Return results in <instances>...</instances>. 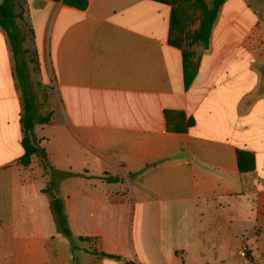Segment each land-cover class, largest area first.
I'll return each mask as SVG.
<instances>
[{"label": "crops", "instance_id": "0c3cea01", "mask_svg": "<svg viewBox=\"0 0 264 264\" xmlns=\"http://www.w3.org/2000/svg\"><path fill=\"white\" fill-rule=\"evenodd\" d=\"M15 4L22 53L25 22L36 57L35 113L50 118L34 133L54 168L76 174L59 182L58 196L74 241L90 238L70 245L65 263L81 252L99 264H124L96 251L136 264H264V13L248 0H224L208 48L192 46L198 70L186 87L182 50L169 41L168 3ZM22 111L0 27V248L10 234L6 262L51 264L48 241L63 234L42 192L49 176L40 158L19 162ZM166 111L194 125L169 131ZM238 150L254 155L253 170H239ZM116 175H132L143 196L128 203L108 194L118 189L107 181ZM22 233L36 236L22 242Z\"/></svg>", "mask_w": 264, "mask_h": 264}, {"label": "trees", "instance_id": "16d2710c", "mask_svg": "<svg viewBox=\"0 0 264 264\" xmlns=\"http://www.w3.org/2000/svg\"><path fill=\"white\" fill-rule=\"evenodd\" d=\"M59 1V0H58ZM64 4L84 10L88 6V0H62ZM172 5L171 23H170V43L181 49L183 54L184 80L185 86L188 87L194 80L198 64L193 61L194 52L192 46L201 44L204 48H208L213 25L216 21L218 13L224 0H194V6L200 12L198 28L189 34L185 25V10L176 0H157ZM185 1V0H184ZM15 0H3L0 4V27L6 32L10 48L15 62V75L18 87L21 91L23 100V111L21 116V124L23 129L22 147L24 154L19 162L22 166L27 167L31 163L32 156L36 155L40 158L45 174L49 176V182L43 193L48 194L51 200V208L55 216L57 231L68 238L72 248L75 247L74 236L70 228L67 215L64 211L63 199L58 196L59 182L65 177L76 175L69 171H59L52 166L48 159L46 150L40 145L34 133L36 123H48L49 116H40L35 113V95L29 83V76L25 71V64L20 58L22 52L21 44L23 37L19 32L18 18L19 14L15 9ZM186 39L187 46L183 45ZM167 129L172 132H184L194 125V119H185V115L181 112L166 111ZM255 158L250 152L238 150V167L241 172H248L254 169ZM117 178L108 177V182H116ZM89 237L80 236L79 240L84 241ZM93 254L122 260L124 264H136L132 260H128L120 255L106 252H92Z\"/></svg>", "mask_w": 264, "mask_h": 264}, {"label": "rangeland", "instance_id": "374dc122", "mask_svg": "<svg viewBox=\"0 0 264 264\" xmlns=\"http://www.w3.org/2000/svg\"><path fill=\"white\" fill-rule=\"evenodd\" d=\"M248 1L250 2V4L255 10L260 11V16L263 15L264 0H248ZM176 3L177 4L180 3V6L182 5L184 7V10L186 12L185 13V25H186V28H188L189 30V34L190 35L193 34V32L198 28L199 15H200L199 10L197 9L196 6H194V0H185V1L176 0ZM21 27H22L21 31L23 32L27 40L25 43V47H27L28 49L25 53L24 52L20 53V58L23 60L25 64V71L29 76V83L35 95L36 94L35 90L38 87L37 85H40V80H39V74L37 71V65H36V60H35L36 57H35L33 45H32V36L28 29V25H26L25 22L21 23ZM187 42L188 41L184 39L183 45L185 47L188 44ZM40 91L45 92L44 89H40ZM111 177L117 178L116 179L117 184L115 186H117L118 189L109 190L108 194H114V192H118L119 194L122 195V200H125L128 203L129 202L134 203L136 199H139L140 197L143 196V192L136 186L132 175H128L127 178H124V177L122 178L120 177V175H116L115 177L111 176ZM69 186L72 187V185H69ZM1 188L2 187L0 186V198L2 199L5 192H3ZM85 218L86 220H89V221L91 220V217L89 216ZM103 219H105L106 227H108L109 224L112 223V221H110L109 219H113V218L106 214ZM20 235L23 237V239L21 240L22 242L32 240L31 238L36 236L35 233H22ZM4 241L8 242V246L6 242H2V244H6V246H4L3 248H0V264H9L6 261L9 256H12L11 253L13 252L12 251L13 245L11 244H13L12 241L14 240L11 237V235L8 234V238L4 239ZM48 243H50L49 245H51L53 249V253L51 255L52 260L50 263L51 264H66L65 263L67 261L66 259H69L71 255V246L67 238L61 235L60 238H52L50 241H48ZM78 243H79V240L75 239L74 244L77 246ZM71 263H67V264H71ZM72 264H99V262L96 259H94L91 255L78 252L77 258L74 257Z\"/></svg>", "mask_w": 264, "mask_h": 264}, {"label": "built area", "instance_id": "2783aa9c", "mask_svg": "<svg viewBox=\"0 0 264 264\" xmlns=\"http://www.w3.org/2000/svg\"><path fill=\"white\" fill-rule=\"evenodd\" d=\"M239 255H240L241 257L247 258V249H246V248H242V249H240V251H239Z\"/></svg>", "mask_w": 264, "mask_h": 264}]
</instances>
